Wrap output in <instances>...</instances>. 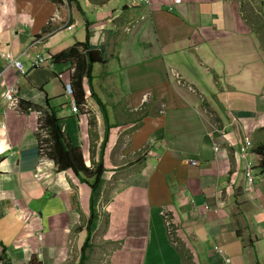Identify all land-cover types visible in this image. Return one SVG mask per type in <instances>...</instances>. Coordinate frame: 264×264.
<instances>
[{
	"label": "crops",
	"instance_id": "0c3cea01",
	"mask_svg": "<svg viewBox=\"0 0 264 264\" xmlns=\"http://www.w3.org/2000/svg\"><path fill=\"white\" fill-rule=\"evenodd\" d=\"M66 1L0 0V242L11 263L264 264V174L251 186L245 176L264 145V44L243 11L264 14V0ZM86 45L106 58L74 114V65L36 58ZM52 111L85 167L104 165L94 196L73 171L41 166L40 120ZM233 116L255 131L245 160L241 138L227 135L230 145L212 126L233 134ZM146 120L153 132H134Z\"/></svg>",
	"mask_w": 264,
	"mask_h": 264
},
{
	"label": "trees",
	"instance_id": "16d2710c",
	"mask_svg": "<svg viewBox=\"0 0 264 264\" xmlns=\"http://www.w3.org/2000/svg\"><path fill=\"white\" fill-rule=\"evenodd\" d=\"M67 1L70 5L76 0ZM88 47L90 46H85L86 49L84 51H86V53L82 49L73 47L55 56L56 64L70 62L75 67V72L72 76V86L77 106L82 105L85 99L83 90L84 77L88 76V79H90V81L92 82V71L94 65L96 63L105 62L102 53H99L96 49L88 50ZM40 132V146L42 144H47V156L55 164L58 173L73 171L74 175L82 182H87L88 184H90L93 192L96 193L105 173L104 165L102 164L96 170H88L85 167L81 151L79 149L73 148L70 145L66 135L61 130L59 120L54 111L44 114V117L41 118ZM44 133H46L48 137L45 141L41 140ZM252 153L260 158L261 164L256 169H261L262 173H264V145L256 148ZM0 247L2 250L0 255V263L12 264L10 259L7 257V254H5V247L1 244V242ZM85 251L86 246H84L82 250V261H84V259L86 258Z\"/></svg>",
	"mask_w": 264,
	"mask_h": 264
},
{
	"label": "rangeland",
	"instance_id": "374dc122",
	"mask_svg": "<svg viewBox=\"0 0 264 264\" xmlns=\"http://www.w3.org/2000/svg\"><path fill=\"white\" fill-rule=\"evenodd\" d=\"M66 3L68 4V2L66 1ZM243 11H245V13L246 14H248V15H245V17H246V19L248 20V25L250 26V25H252V28L253 29H255V32H256V34H258V37H259V39H260V41L264 44V14L262 13L263 11H261V7L260 6H258V5H256L255 7H250V6H248V9H244ZM76 13H77V10H76ZM243 14V13H242ZM77 16H78V14H77ZM80 16V15H79ZM85 20H87V17H85V16H82ZM58 19L57 18H54L53 19V21H57ZM68 31H71L72 30V27H70V28H68L67 29ZM229 34V33H228ZM227 34V35H228ZM229 36V35H228ZM98 52H101V50L100 51H98ZM106 55H107V53H106ZM108 56V55H107ZM118 56H119V59H118V66L120 67V69H122L123 68V66L124 67H126V64H125V62L123 61V64H122V60H121V58H120V55L118 54ZM104 58H106V56L104 55ZM178 60H181V58H178ZM106 69H107V71L109 72V70H108V66H106ZM92 75H94V71H92ZM99 73H101V72H99ZM119 73H120V71H119ZM177 74H179V73H177ZM85 75H87V74H85ZM86 77V79H88V76H85ZM114 77V79H115V76H113ZM102 79H103V76H102V74H101V77H100V80H101V82H102ZM88 81H90V79H88ZM177 85H180L181 84V82H180V80H179V82L178 81H176L175 82ZM101 87L102 86H100V88H99V90L101 91ZM189 92H191L192 94H194V95H196L195 94V91H194V89L191 87V88H189ZM223 95V92H221L220 93V96H222ZM223 97V96H222ZM218 99H219V97H217ZM200 100H202V102H203V104H205L206 103V101H205V98L203 99L202 97H200L199 98ZM147 100H148V98L147 97H145L144 98V100H143V102L144 103H147ZM225 100H227V101H229L228 99H224L223 101V103H222V105H225L226 104V102H225ZM77 105V104H76ZM217 110L219 111V114H220V111L222 112V106L220 105V104H217ZM147 109V106H146V108H145V110ZM227 110V109H226ZM229 113H231V114H235V113H232V111H226V112H223V119H225V116H227V115H229ZM202 115L204 116V112H202ZM235 119H236V117L235 116H233ZM215 118V117H214ZM214 118H212V121H213V119ZM155 119H159V122H158V124L160 123H162V121H163V118H155ZM200 120H202V119H200ZM219 120V119H218ZM237 120V119H236ZM147 121V122H146ZM146 121H144V125H139L138 127H136L135 128V130H134V132H136V131H138V130H141V129H144V130H147V132H153V127H151V123H149L150 122V120H146ZM176 122V120H175V118H173V122L172 123H175ZM219 123L218 124H212V126L213 127H215V129H217V130H219V131H223V125H224V123H221L220 121H218ZM145 123H146V125H145ZM237 123L239 124V126H240V132H238L237 131V128H236V126L234 125V126H229L228 128H231V129H233V136H234V138L237 140L238 138H241V140H244V141H247V142H249V144L252 146V143H253V140H252V133L253 132H255V131H252L249 127H247L244 123H242V122H238L237 121ZM236 123V124H237ZM222 129V130H221ZM170 133H174V130H172V131H169ZM221 133V132H220ZM46 136V133H44L43 134V137H42V139L41 140H46V138L47 137H45ZM153 140H155V139H153ZM43 141V142H44ZM45 146L48 148V146H47V144H45ZM48 150V149H47ZM147 152H148V148L145 146V147H143L142 148V153H141V155L140 156H146V154H147ZM242 154H243V152H242ZM242 156V155H241ZM260 159V158H259ZM258 164V166L261 164V162H259V163H257ZM99 168V167H98ZM97 168V169H98ZM264 174V173H263ZM92 196H94V192H93V194H92ZM104 203H106V202H104ZM162 214H166V215H170L169 213H168V211L167 210H163L162 211ZM166 227H167V230H168V232L169 233H174V234H176V232H175V230H176V228H175V226L173 225V222H166ZM172 241L174 242V244L175 245H177L178 244V238H176V235L174 236V235H172ZM181 247V246H180ZM223 255V254H222ZM184 256L185 257H190V255H189V253L188 254H185L184 253ZM191 259V258H190ZM187 264H191L190 262H188Z\"/></svg>",
	"mask_w": 264,
	"mask_h": 264
},
{
	"label": "built area",
	"instance_id": "2783aa9c",
	"mask_svg": "<svg viewBox=\"0 0 264 264\" xmlns=\"http://www.w3.org/2000/svg\"><path fill=\"white\" fill-rule=\"evenodd\" d=\"M140 1L142 3H146V4L149 2L148 0H140ZM177 3H179V1H177ZM3 57L5 59H7L9 61L10 65L12 67H14L15 69H17L21 74L25 73L22 63L19 62L18 59L15 58L13 55L5 54ZM54 62H55L54 55H52V54L39 55L36 59V65L37 66H44V67L45 66H52L54 64ZM66 92H67L68 96H71V97L73 96V89L71 86V82L66 85ZM2 98L5 102L8 103V106L11 109H16L17 106L19 105L18 99L16 98L15 91L13 89H9V90L5 91V93L2 95ZM72 111L74 114H78L79 107L76 105V103L72 104ZM227 116H231V113H229V115H227ZM236 123H237L236 119L235 118L232 119V122H231L232 126H234V125L236 126L237 125ZM221 136L223 137L224 141H226L228 144H230V140H228L226 138V135L223 132H221ZM45 137H47V135ZM230 145H232V144H230ZM243 149L244 150H243V154H242L241 158L243 160H245L248 158V156H249L248 151L251 149V145L249 144V142L244 141ZM41 158H42L41 166L44 169L46 166V162L48 160L47 147L44 144L41 145ZM190 165L197 166L195 163H191ZM41 172H43V171H41ZM245 176H246L247 180L249 181L250 186L253 183H256L257 182L256 167L250 163H246L245 164ZM164 215L167 218V215L166 214H164ZM216 251L225 256V252L223 251V249H218ZM226 261H227V263H231L230 258H226Z\"/></svg>",
	"mask_w": 264,
	"mask_h": 264
},
{
	"label": "clouds",
	"instance_id": "9594fccd",
	"mask_svg": "<svg viewBox=\"0 0 264 264\" xmlns=\"http://www.w3.org/2000/svg\"><path fill=\"white\" fill-rule=\"evenodd\" d=\"M177 1H178V0H176V3H177ZM84 52L86 53V51H84ZM55 56H56V55H54V60H55ZM36 59H37V58H36ZM55 63H56V62H54V64H55ZM54 64H53V65H54ZM42 67H44V66H42ZM45 67H49V66H45ZM73 68H74V72H75V67H73ZM62 77H63V75H60V79H62ZM71 86H72V81H71ZM65 88H66V87H65ZM72 89H73V86H72ZM73 95H74V92H73ZM232 119H234V118H230V125H232V124H231ZM236 121H237V120H236ZM236 128H237V131L240 132V126H239V128L236 126ZM221 132H223V133L225 134L224 129H223V131H221ZM225 135H226V137H227V135H233V134H225ZM242 141H243V144H244V140H242ZM251 149H252V146H251ZM258 158H259V157H258ZM190 164H191V163H190ZM216 210H217V209H216ZM216 210H215V211H216Z\"/></svg>",
	"mask_w": 264,
	"mask_h": 264
},
{
	"label": "bare ground",
	"instance_id": "6f19581e",
	"mask_svg": "<svg viewBox=\"0 0 264 264\" xmlns=\"http://www.w3.org/2000/svg\"><path fill=\"white\" fill-rule=\"evenodd\" d=\"M79 112V111H78Z\"/></svg>",
	"mask_w": 264,
	"mask_h": 264
}]
</instances>
